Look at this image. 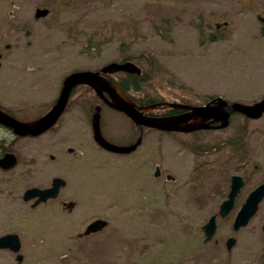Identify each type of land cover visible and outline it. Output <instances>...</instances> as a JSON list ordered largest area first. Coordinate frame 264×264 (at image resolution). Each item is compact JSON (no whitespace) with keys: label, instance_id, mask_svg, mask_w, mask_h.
Here are the masks:
<instances>
[{"label":"rangeland","instance_id":"obj_1","mask_svg":"<svg viewBox=\"0 0 264 264\" xmlns=\"http://www.w3.org/2000/svg\"><path fill=\"white\" fill-rule=\"evenodd\" d=\"M42 6L48 12L35 18L34 8ZM263 9L264 0H0V19L22 20L19 45L1 48V76L17 80L12 94L24 119L50 107L66 73L127 55L150 73L139 90L129 91L138 99L201 103L219 95L250 103L264 90V34L256 18ZM97 102L88 86L77 85L55 125L23 140L19 152L29 166L21 186L0 190V234L19 235L22 259L0 249V264H264V202L244 226L229 227L248 189L264 180V111L254 119L233 113L225 128L197 134L214 142L207 152H194L192 135L144 128L132 151L118 153L92 139L89 118ZM100 115V131L113 143L131 142L138 133L115 109L101 105ZM239 128L246 129V159L237 144L217 148ZM234 172L244 184L228 213L216 217L217 243L203 242L200 225L217 211ZM54 175L65 180L55 198L33 208L22 203V189L46 186ZM67 200H73L70 210L62 204ZM95 217L106 226L79 235ZM229 233L235 244L226 251Z\"/></svg>","mask_w":264,"mask_h":264},{"label":"water","instance_id":"obj_2","mask_svg":"<svg viewBox=\"0 0 264 264\" xmlns=\"http://www.w3.org/2000/svg\"><path fill=\"white\" fill-rule=\"evenodd\" d=\"M48 9L46 7H36L34 9V17L45 15ZM264 22V17H261ZM114 71L133 72L136 74L142 73L149 78L150 75L144 69H141L137 64L131 60H110L102 64L98 69H75L66 73L62 79L58 94L50 107L40 115L29 119L19 120L15 117L0 111V123L10 127L13 132L19 135H37L43 133L51 127L59 115L63 112L66 102L72 89L78 85L83 84L91 88V90L102 99V101L109 107L122 112L135 125L139 127H150L161 130H181L188 131L199 127L210 126L209 122L218 121L216 126L223 127L228 124L229 115L232 112L240 113L247 118H258L264 111V90L261 92L259 99L245 103L237 100L228 101L225 98L216 95L203 104H185L180 102H166L167 105L175 107L187 108L185 113L178 115H159L147 114L145 111L157 107L160 102H153L147 104H136L131 98L127 97L120 91L106 76V73ZM105 93V94H104ZM99 105H95L90 115V125L92 130V138L102 148L118 153H127L132 151L141 141V135L138 134L134 140L127 144L113 143L100 132L99 128ZM196 117H199L196 120ZM188 119H190L188 121ZM71 151V147L66 148ZM12 152H4L0 157V166L3 168L13 164L15 159ZM11 157V158H10ZM52 158V154H49ZM159 172L158 166H155L153 175ZM65 183L63 177L54 175L51 177L48 185L39 187L36 185L28 186L23 189L22 199L27 201L32 199L31 206L45 202L47 199L57 196L60 187ZM242 184V179L238 174L230 175L229 189L219 204L217 213L220 216L225 215L233 206V199L238 188ZM264 197V182L255 185L249 190L242 203L236 210L232 219V228L236 229L247 223L257 208L258 201ZM66 209L70 210L73 206V200H67L62 203ZM215 214L211 213L207 219L200 225L203 234V240H208L212 237L215 229ZM107 224V220L101 217H95L89 220L79 235H86L101 230ZM264 230V223L262 224ZM234 238L228 236L225 245L230 248ZM7 248L15 253L14 259L17 263L22 259V254L19 252L20 239L15 232H6L0 235V248ZM224 264V263H222Z\"/></svg>","mask_w":264,"mask_h":264},{"label":"flooded vegetation","instance_id":"obj_3","mask_svg":"<svg viewBox=\"0 0 264 264\" xmlns=\"http://www.w3.org/2000/svg\"><path fill=\"white\" fill-rule=\"evenodd\" d=\"M42 7H46V6H42ZM36 8V7H35ZM34 8V9H35ZM47 8V7H46ZM48 9V8H47ZM48 12V11H47ZM9 15H11V13L9 12L8 13ZM34 16V15H33ZM261 17H264V9L263 10H261V12H256V18H257V20L260 22V28H261V33L262 34H264V22H263V20L261 19ZM36 18V17H35ZM21 22H22V20H21V16L19 15V16H17L16 14H15V20L14 21H4V19H0V26L2 25V24H9V25H11V26H13V31H8V32H5V31H2V30H0V111H3L4 113H7V114H9V115H11V116H13V117H15L16 119H19V120H29V119H32V118H34V117H31V118H29V119H24L23 117H21V116H18L17 115V113L21 110V101H18L17 99H18V97L16 98L15 96H13V94H12V92L13 91H15V89H16V82H17V80L16 79H14L12 76H11V78H9V76H8V72H7V74H6V76H1V72L2 71H4V68H5V65H3V63H2V59L4 58V53H3V51L1 50V48H4V49H9L11 46H14V47H16L17 45H19V43H18V40H19V37H17L16 36V32L18 31V28H20V26H21ZM220 24H222V25H225L226 24V21L225 20H223L221 23H219V22H215L214 23V26L215 27H218ZM30 29L29 28H25L24 29V34L25 35H28V34H30ZM12 36V37H11ZM26 44H29L30 42H29V40H26V42H25ZM122 60H130V58L128 59H120V60H118V61H122ZM135 63V62H134ZM136 64V63H135ZM139 66V65H138ZM7 67L9 68V70L12 72V71H14L15 70V67H16V65H13V64H9V65H7ZM100 67V66H99ZM98 67V68H99ZM140 67V66H139ZM98 68H95V69H98ZM141 68V67H140ZM142 69V68H141ZM120 72H124V71H114V72H110V73H116L117 75V79L119 78V76H120ZM110 73H106L105 74V76L112 82V80H111V78L109 77V76H107L108 74H110ZM140 74H142V73H140ZM116 79V78H115ZM113 83V82H112ZM13 84H15V86L13 87ZM114 84V83H113ZM78 85H80V84H78ZM115 85V84H114ZM77 86V85H76ZM75 86V87H76ZM116 86V85H115ZM117 87V86H116ZM15 88V89H14ZM118 88V87H117ZM74 89V88H73ZM73 89H72V91H73ZM91 89V88H90ZM119 89V88H118ZM120 90V89H119ZM72 91H71V93H72ZM93 92V91H92ZM128 92V94L127 93H125V92H123L127 97H129V98H131L136 104H139V105H142V104H147V102H138V100H136L137 98L136 97H133V96H131L130 97V92L129 91H127ZM70 93V94H71ZM94 93V92H93ZM105 94V93H104ZM94 95L97 97V99H98V102L97 103H95L94 105H93V108H92V111H93V109H94V106L95 105H99L100 106V109H99V114H100V110H101V105H104V106H107V107H109L108 105H106L103 101H102V99L101 98H99L95 93H94ZM70 96V95H69ZM133 97V98H132ZM214 96H208L203 102H201V103H190V102H188V101H186V100H184V99H179V100H164V99H161V98H157L156 100H154V101H152V102H150V103H153V102H160L158 105H157V107H154V109H156L157 110V112H151V110H147V111H145V113H147V114H159V115H178V114H182V113H185L188 109L186 108H180V107H175V106H171V105H167V103L166 102H170V101H173V102H180V103H185V104H203V103H205L206 101H208V100H210L211 98H213ZM68 103H69V98H68V100H67V102H66V105H65V107H64V110H63V112L65 111V109L67 108V106H68ZM149 103V102H148ZM109 108H111V107H109ZM113 109V108H112ZM118 111V110H117ZM62 112V113H63ZM120 112V111H119ZM61 113V114H62ZM122 113V112H121ZM233 113H237V112H232L231 114H233ZM61 114L59 115V117L56 119V121L60 118V116H61ZM123 114V113H122ZM230 114V115H231ZM240 114V113H239ZM91 115V114H90ZM124 115V114H123ZM230 115H229V118H230ZM101 116V115H100ZM100 116H99V120H100ZM129 119V118H128ZM199 119V117H196V120H198ZM130 120V119H129ZM190 119H188V121H189ZM56 121H55V123H56ZM132 122V121H131ZM229 122V121H228ZM55 123L53 124V125H55ZM89 124H90V118H89ZM132 124L137 128V131H138V133L136 134V136L138 135V134H140L141 135V130L142 129H144V128H150V127H139V125H135L133 122H132ZM209 124H210V126H207V127H199V128H195V129H191V130H188V131H181V130H161V129H155V128H150V129H154V130H157V131H160V132H164V133H172V132H177V133H186V134H189L190 136L192 135L193 137V139H194V141H193V143L194 144H192V148H193V150H194V152L195 153H199V152H201V153H203V152H207V151H209V150H211V149H214L215 148V144H214V142H210V140H208V139H204V138H200L199 137V139L197 140V138H196V136H197V134H199V135H201V134H204L205 132H208V131H212V130H217V129H221V128H225V126H223V127H219V126H216L217 124H218V121H211V122H209ZM52 125V126H53ZM90 127V131H91V136H92V130H91V125L89 126ZM50 128V127H49ZM48 128V129H49ZM99 128H100V125H99ZM237 133L235 134V135H233L232 136V138H229V137H227V138H225L224 140H222L221 142H217V148L218 147H224V146H226L227 144H237V146H235L236 148H238V152H239V154H240V157H241V159H242V157L244 156V159H246V156H247V153H245V151H243V145H244V137H245V133H246V129L245 128H239V129H237ZM101 132V131H100ZM102 134V133H101ZM39 134H37V135H33V136H31V135H19V134H16L15 132H13V130L10 128V127H8L7 125H5V124H2V123H0V157H1V155L4 153V152H12L14 155H13V158L15 159V161L13 162V164H11V165H9L8 167H6V168H3L2 166H0V190L2 189V190H4V188L5 189H7L8 188V190H9V192H11V189L13 188V187H15L16 188V185L18 186V188L21 186V178H22V173H23V169L24 168H26V170H27V168H28V166H29V161L27 160V158H24L22 155H21V152H19V151H21V148L23 147V140H25V139H30V138H34V137H37ZM135 136V137H136ZM204 136V135H203ZM238 136H240L239 138H237ZM104 137V136H103ZM135 137H134V139H135ZM202 137V136H201ZM105 138V137H104ZM237 138V139H236ZM93 139V138H92ZM133 139V140H134ZM243 139V140H242ZM94 141V140H93ZM246 141V140H245ZM259 141V140H258ZM95 142V141H94ZM127 143H130V141L129 142H127ZM127 143H125V144H127ZM247 143H248V141H247ZM95 144H96V142H95ZM97 146H99L98 144H96ZM99 147H101V146H99ZM245 147V146H244ZM102 148V147H101ZM246 148V147H245ZM104 149V148H103ZM106 150V149H105ZM236 151V150H235ZM234 151V152H235ZM130 152V151H129ZM129 152H127V153H129ZM237 156H238V158H240L239 157V155L237 154ZM11 158V157H10ZM24 158V159H23ZM237 158V159H238ZM33 162V161H32ZM30 163H31V161H30ZM155 166H158V165H154V168H155ZM158 170H159V172H158V174L157 175H154V176H158L159 174H160V169H159V166H158ZM153 173H154V170H153ZM235 174H238V175H240V177H241V179H242V184H241V186L238 188V191H237V193H236V195L234 196V199H235V197L238 195V192H239V190H241V188H242V186H243V184H244V176L243 175H241V174H239V173H237V172H234ZM234 173H231V174H234ZM230 174V175H231ZM230 175H229V177H228V187H227V191H228V189H229V182H230ZM166 176V178H172V176H170L169 174H166L165 175ZM12 182L13 183H15V186H13L12 185ZM261 182H264V180H262V179H260L259 181H257L251 188H249L248 189V191L246 192V194H245V196L247 195V193L249 192V190L250 189H252L255 185H257V184H259V183H261ZM30 186H32V185H30ZM26 187H28V186H26ZM227 191H226V193H227ZM22 192H23V189L21 190V193H20V200L22 201V203L24 202V203H27L28 204V206L29 207H31V208H33V207H35V206H31L30 205V203L32 202V199H29V200H27V201H24L23 199H22ZM59 192V191H58ZM225 196H226V194H225ZM245 196L243 197V200H244V198H245ZM2 197H4V193L3 192H1L0 191V199L2 198ZM55 198V197H54ZM225 198V197H224ZM9 199H11V198H9ZM50 199H52V198H50ZM234 199H233V203H234ZM47 200H49V199H47ZM46 200V201H47ZM242 200V201H243ZM242 201H241V203H242ZM264 202V197L262 196L261 198H260V200L258 201V204H257V208H256V210L254 211V213L252 214V216L257 212V210H258V207H259V204H260V202ZM66 202V201H65ZM63 203V202H62ZM240 203V204H241ZM219 204V203H218ZM38 205V204H37ZM217 209H218V207H217ZM212 213H216L215 214V229H214V233H213V235H212V237L210 238V239H208V240H203V237H202V241L203 242H209V241H212V243H214V244H216L217 243V238H215L214 237V234H215V232H216V228H217V225H216V217L217 216H220L218 213H217V211L216 212H212ZM228 213V212H227ZM226 213V214H227ZM211 214V213H210ZM209 214V215H210ZM225 214V215H226ZM208 215V216H209ZM225 215H223V216H225ZM223 216H220V217H223ZM251 216V217H252ZM250 217V218H251ZM250 218L248 219V221L250 220ZM233 219V218H232ZM247 221V222H248ZM264 223V219H263V221L261 222V224H260V230H261V232L264 234V230L262 229V224ZM244 226V225H243ZM229 227L231 228V230H233V231H236V230H238L239 228H241L242 226H239L238 228H236V229H233L232 228V222L230 223V225H229ZM202 231V230H201ZM7 232H14V231H7ZM4 233H6V232H4ZM16 233V232H15ZM1 234H3V233H1ZM0 234V235H1ZM203 235V234H202ZM19 236V235H18ZM228 236H231V237H233L234 238V242L232 243V245L230 246V248H226V245H225V241H226V239H227V237ZM223 243H224V246H225V249H226V251H229L231 248H232V246L235 244V237L231 234V233H229L228 235H226V237L224 238V240H223ZM0 249H5V250H8L10 253H13L14 255H15V253L14 252H12L11 250H9V249H7V248H0ZM222 263H224V264H227L226 262H220L219 264H222Z\"/></svg>","mask_w":264,"mask_h":264},{"label":"trees","instance_id":"obj_4","mask_svg":"<svg viewBox=\"0 0 264 264\" xmlns=\"http://www.w3.org/2000/svg\"><path fill=\"white\" fill-rule=\"evenodd\" d=\"M211 39H214V38L212 37ZM127 58L129 59L130 56L127 55L123 59H127ZM145 71H147V70H145ZM119 74H120V76L118 79L117 78L116 79L111 78V80L120 89V91L125 92L127 94H128L127 91L139 90L140 81L147 79V77H145L143 74H136L133 72H120ZM149 75H150V73H149ZM131 96L132 95L130 94V97ZM136 100H138V102H141V103L142 102H147V103L149 102L150 103V102L156 100V98L144 96L142 99L137 98Z\"/></svg>","mask_w":264,"mask_h":264}]
</instances>
